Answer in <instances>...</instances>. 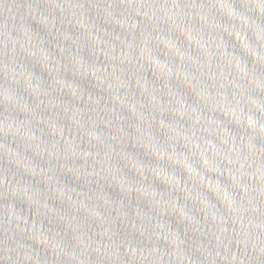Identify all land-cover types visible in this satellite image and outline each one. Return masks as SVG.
Here are the masks:
<instances>
[{
  "label": "water",
  "instance_id": "1",
  "mask_svg": "<svg viewBox=\"0 0 264 264\" xmlns=\"http://www.w3.org/2000/svg\"><path fill=\"white\" fill-rule=\"evenodd\" d=\"M0 264H264V0H0Z\"/></svg>",
  "mask_w": 264,
  "mask_h": 264
}]
</instances>
